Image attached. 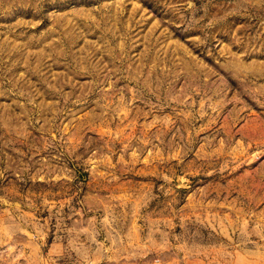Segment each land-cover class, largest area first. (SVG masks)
<instances>
[{
	"label": "rangeland",
	"instance_id": "374dc122",
	"mask_svg": "<svg viewBox=\"0 0 264 264\" xmlns=\"http://www.w3.org/2000/svg\"><path fill=\"white\" fill-rule=\"evenodd\" d=\"M0 264H264V0H0Z\"/></svg>",
	"mask_w": 264,
	"mask_h": 264
}]
</instances>
